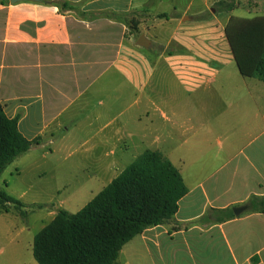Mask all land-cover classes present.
Masks as SVG:
<instances>
[{"label": "crops", "instance_id": "obj_1", "mask_svg": "<svg viewBox=\"0 0 264 264\" xmlns=\"http://www.w3.org/2000/svg\"><path fill=\"white\" fill-rule=\"evenodd\" d=\"M220 1H0V105L33 144L11 165L83 142V154L63 155H80L94 186L147 150L183 176L176 215L126 244L119 264H264V210L248 206L264 199V80L240 73L226 37L232 18L264 17V0H229L240 4L230 12ZM52 209L34 212L37 223L49 225ZM17 217L2 264H38L15 245L31 225Z\"/></svg>", "mask_w": 264, "mask_h": 264}, {"label": "trees", "instance_id": "obj_2", "mask_svg": "<svg viewBox=\"0 0 264 264\" xmlns=\"http://www.w3.org/2000/svg\"><path fill=\"white\" fill-rule=\"evenodd\" d=\"M239 7L222 0L216 10L230 12ZM226 37L240 73L264 80V17L232 18ZM32 145L20 133L18 119H9L0 105V176ZM187 194L183 176L172 162L147 150L79 212L59 211L36 235L34 258L38 264H119L124 246L172 219ZM9 205L27 219L26 205L0 191V210L8 212ZM248 206L252 211L264 210V199L252 198Z\"/></svg>", "mask_w": 264, "mask_h": 264}, {"label": "rangeland", "instance_id": "obj_3", "mask_svg": "<svg viewBox=\"0 0 264 264\" xmlns=\"http://www.w3.org/2000/svg\"><path fill=\"white\" fill-rule=\"evenodd\" d=\"M231 69L234 70V67ZM69 146H71V151L82 154L86 151V144L83 142L72 143L70 145L69 143H65L62 147L60 142L54 148L56 150L55 156L46 155L48 152L41 150L42 154L46 155V158L34 157L33 160L25 164H21L22 159H20L15 165H11L5 174L0 176V191L5 192L27 207L28 219H24L18 211L16 212L17 215L21 216L22 220H29L31 224L30 231L22 235L15 242V245L20 244L27 248L29 252L27 254H30L33 250L35 236L50 221L47 220L48 222L44 225L37 223L38 216L44 213L39 214L34 212H42L46 209L53 210L52 207L54 206L58 211L65 210L71 214H75L83 209L94 198V195H97L109 183L105 181L104 183L101 182L98 186H94L89 180V169L82 165L85 160L81 159L80 155L73 159H65L66 156L63 155V150L69 151ZM130 161H133V159ZM66 196L81 197L80 201L78 200V206L71 204L73 206L61 207V202ZM12 209L13 213L11 212L8 216L0 212V253L3 251L0 254V264L8 256L5 249L13 247V244H11L12 238L5 235L3 231L14 232L17 227L22 226L20 225V219H17L18 217L14 213L15 208L12 207ZM3 218L4 222L1 220Z\"/></svg>", "mask_w": 264, "mask_h": 264}, {"label": "water", "instance_id": "obj_4", "mask_svg": "<svg viewBox=\"0 0 264 264\" xmlns=\"http://www.w3.org/2000/svg\"><path fill=\"white\" fill-rule=\"evenodd\" d=\"M28 1H32V0H10L12 4H18L22 2H28ZM33 1H37V0H33ZM149 45H150V42L144 36H141L138 41V46L148 48ZM246 209L247 208H237L234 210V213L236 216H240Z\"/></svg>", "mask_w": 264, "mask_h": 264}]
</instances>
